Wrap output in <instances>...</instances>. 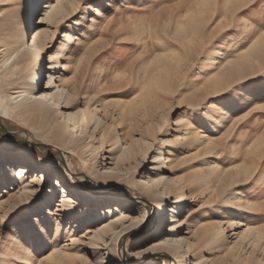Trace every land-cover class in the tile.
I'll return each instance as SVG.
<instances>
[{"label": "rangeland", "instance_id": "374dc122", "mask_svg": "<svg viewBox=\"0 0 264 264\" xmlns=\"http://www.w3.org/2000/svg\"><path fill=\"white\" fill-rule=\"evenodd\" d=\"M47 1L35 4L37 10L26 36L28 42L34 28L49 29L42 39L41 64L35 59L23 63L26 71L39 66L43 72L40 85L50 73L54 85H59L62 76L65 88L74 95L68 107L87 114L96 112L106 121V139L120 142L103 144L99 131L83 139L77 149L83 151L85 164L67 146L39 137L36 118L23 115V109L8 110L0 115L10 132L8 136L0 128V153L28 154L53 171L67 172L70 179L82 183L80 191L95 200L100 192H106L102 196L108 199L131 200L136 205L129 213L142 222L126 227L117 240L110 237L95 244L94 235L104 224L86 226L85 215L67 216L58 205L48 204L39 214L28 216L27 209L49 195L52 181L44 190L39 188V194L22 209L6 206L20 194L18 189L7 188L0 191V264H149L155 262L153 256L165 259L158 263L180 264L156 247L160 242L157 201L129 181L103 184L90 173L93 165L104 171L108 148L119 150L141 136L151 141V148L136 169L135 179L161 172L171 183L162 221L168 219L164 234L170 232L171 203L185 192L187 200L177 216L175 231L195 244L188 258L198 256V264H264V212L259 210L264 196L253 198L254 190L264 191V141L258 140L264 134L260 111L264 107V61L242 55L264 29L246 43L239 38L224 39L232 31L249 35L248 5H252L250 14L259 19L264 14V0H216L206 10L179 8L182 0H77V9L65 19L40 23ZM32 2L0 0L1 39L9 40ZM156 17L169 21L166 29L172 37L168 41L171 47L158 43L163 39L160 34L145 43L144 37L150 33L133 31L137 24L150 23ZM163 25L159 24L161 31L166 30ZM14 58L16 55L10 62ZM56 61L62 67L53 70L51 63ZM3 79L1 72L0 84ZM12 87L17 85L4 86L3 95L15 91ZM128 123L137 126L132 135ZM42 136H47L46 131ZM92 145L98 151L94 160ZM159 152L161 159H155ZM120 201L115 200V206ZM51 209L53 214L48 213ZM23 220L31 224L32 233L20 232L18 223ZM248 226L254 228V234L241 239ZM35 246L31 261L20 259Z\"/></svg>", "mask_w": 264, "mask_h": 264}, {"label": "bare ground", "instance_id": "6f19581e", "mask_svg": "<svg viewBox=\"0 0 264 264\" xmlns=\"http://www.w3.org/2000/svg\"><path fill=\"white\" fill-rule=\"evenodd\" d=\"M38 2L39 0H33V5L31 3L29 4V8L22 16L19 27L14 33H10L9 40L0 38V74L3 72L4 77L0 84V115L3 116L8 110L17 112V110L23 109V115L27 114L38 120L35 124V128L39 130V135H41L39 137L46 138L47 140H54L61 145L67 146L72 149L73 152L81 155L84 159V163L87 164V159L83 151L77 149L82 145L83 139L86 140L88 137L92 138L95 132L99 131L103 144L107 141L111 142L110 146H113L120 141L117 140L114 142L112 139H106V134L108 135L106 127H104L106 121L96 112L87 114L81 110H75L73 107H68V102L74 95L70 94L65 88L62 76H60L59 85H54V75L50 73L47 82L40 85L38 82L43 73L40 67L38 66V68H35L33 71H26L27 65L23 63L28 61L32 62L33 59H35L37 65L41 64L40 56L43 50L42 39L46 38L49 33V29L36 27L31 33V38L26 42L30 18L36 13L37 9L34 7ZM42 7L44 13L39 22L56 24L77 9L78 1L49 0L45 2ZM161 20L159 24L164 23L163 27L169 24V21L166 19H164V21ZM155 29L156 26H153L151 20L150 23L146 20L142 21L139 25L137 24L133 31L139 35L150 33L148 38L147 36L144 37L145 43H149L151 41L153 42L154 38L158 39L157 37H159V33ZM154 31L156 34L153 33ZM33 33L34 35L32 37ZM67 36L70 42V33L67 34ZM69 42L65 45L66 49L69 48ZM6 53L9 54L7 58ZM13 55H16V58L10 62ZM243 63L244 62L239 63L238 66L243 65ZM60 67H62V65L59 61L51 63V68H53V70ZM14 85H17L16 88L12 87L15 91L3 95L4 86ZM6 100L8 101L6 102ZM127 126L130 129L129 134L132 135L137 127L136 124L128 123ZM160 127L162 126L160 125ZM44 131H46L47 136H42ZM184 136H189V133H186ZM150 148L151 141H149L147 137H134L129 146H121L119 150H115L112 147L108 148L110 156L107 157L109 160L106 164H109V166H104V171L96 169V165L90 166V173L103 184L114 182L124 183L129 181L152 200L157 201L160 242L155 246L158 251L170 253L180 264H185L188 259H193L190 264H198L200 259L198 256L192 258L187 257L188 254L190 256L195 244L190 242L189 239L177 236L175 231L178 220H180V218L177 219V216L183 212V206L187 200L186 193L182 192L179 195L177 194L176 200L171 203L172 206L169 210H171L172 222L170 223V232L165 235L162 228L168 219L164 222L162 221L165 218L164 210L166 209V205H168L166 204L168 202L167 200L170 199V180L161 172H158L156 175L150 172L147 176H142L139 180H136L134 177L136 169L139 167V164L144 163ZM92 150L94 156H91V159L94 160L98 155L97 147L92 145ZM5 153L9 155L0 153V191L9 188L18 189L20 192L17 197L11 198V200L6 203V206L14 205L18 209H22L26 203L28 204L31 199L39 194V188L44 190V187L52 181V186L46 199L34 208L30 209L29 207L27 209V214L30 218L39 214L37 213L38 211L40 212L46 209V205L48 204L58 205V210L64 212L67 216L79 218L85 215L86 226L91 227L104 224L97 229L94 235L95 244L106 242L110 237H115L117 240L122 231H125L126 227L141 224V220L136 222V216H131L129 213L131 210L135 209L136 205H134L131 200L126 198L121 199L120 196L108 199L102 196L108 195L106 192H100L102 195L95 200L93 196L80 191L79 187H82V183L70 179L67 172L60 170L53 171L48 164L42 163L28 154H22L19 155L20 157H16L15 155L12 156L14 152ZM158 157H160V159L162 157L160 152L157 153L154 158L157 159ZM112 200L121 201L115 206V202ZM91 206L95 208L91 209ZM47 207H49V205ZM145 209L147 212V208ZM53 212L52 209L48 210L49 214H53ZM130 221L131 223L129 225L128 223ZM18 225L20 232H26L27 230L31 232L33 230L29 228L31 224L26 223L25 220L18 223ZM89 232L93 231L89 229ZM254 232V228L248 226L246 233L241 234L240 238L246 239L248 234H254ZM203 238L205 240L209 239L206 236ZM211 239L214 240V238ZM35 249L36 246L28 250V253L26 252L28 255L26 254L23 258L20 256V259H24V261L27 262L31 261V256ZM158 260L165 261L162 256H153V261L155 262L152 261L153 263L149 264H166L165 262L158 263Z\"/></svg>", "mask_w": 264, "mask_h": 264}, {"label": "snow or ice", "instance_id": "6c2138e0", "mask_svg": "<svg viewBox=\"0 0 264 264\" xmlns=\"http://www.w3.org/2000/svg\"><path fill=\"white\" fill-rule=\"evenodd\" d=\"M161 2H166V0H161ZM216 3V0H191V3L182 2L178 5L179 8H195V9H202L206 10L208 8H211ZM249 7V13H245V15L249 16L250 21V27L251 32L249 35L245 36L242 33L238 31H232L229 32L224 39H236L239 38L243 42H247L248 39L251 38V35H254L256 31L259 29H264V14L261 15L259 19L255 18L253 15L250 14L252 5H248ZM2 15V13H0ZM191 15V13H189ZM185 20L188 19V16L184 17ZM152 24L156 26V31L162 35L163 39H160L158 43L163 47H171V45L168 43V41L172 40V37L169 35L167 30L161 31L159 26V18L156 17L152 20ZM165 29L167 28V25L164 26ZM178 43V41H176ZM252 55L255 56L257 59H260L264 61V32H261L260 35L257 37L255 41L252 42L251 46L246 50V53H242V55ZM261 114H264V107L260 109ZM253 132L256 131V129L252 130ZM258 140L264 141V134H261L260 137H258ZM262 160H264V156L261 157ZM250 188L252 185L249 186ZM257 196H264V191H253V198H256ZM261 212H264V202H262L260 209ZM264 218V217H262Z\"/></svg>", "mask_w": 264, "mask_h": 264}, {"label": "water", "instance_id": "95a60500", "mask_svg": "<svg viewBox=\"0 0 264 264\" xmlns=\"http://www.w3.org/2000/svg\"><path fill=\"white\" fill-rule=\"evenodd\" d=\"M0 128L3 130V132H5L6 135L9 136V130L3 125V123L1 122L0 120ZM36 145H39V144H36ZM40 145H44V144H40Z\"/></svg>", "mask_w": 264, "mask_h": 264}]
</instances>
